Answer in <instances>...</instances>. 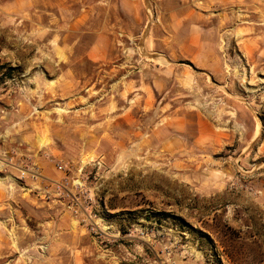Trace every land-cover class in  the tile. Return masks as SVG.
<instances>
[{
    "label": "rangeland",
    "instance_id": "rangeland-1",
    "mask_svg": "<svg viewBox=\"0 0 264 264\" xmlns=\"http://www.w3.org/2000/svg\"><path fill=\"white\" fill-rule=\"evenodd\" d=\"M71 247L264 264V0H0V264Z\"/></svg>",
    "mask_w": 264,
    "mask_h": 264
},
{
    "label": "crops",
    "instance_id": "crops-1",
    "mask_svg": "<svg viewBox=\"0 0 264 264\" xmlns=\"http://www.w3.org/2000/svg\"><path fill=\"white\" fill-rule=\"evenodd\" d=\"M173 142L172 141H169L168 144H172ZM176 143V142H175ZM71 249V250H70ZM78 251H74V247H71V248H68V249H65L64 251H61L59 252L58 254L60 255V257H56L57 261L55 260V264H77V261H78ZM65 254L68 255V256H71L72 259L75 258V259H71V261H67V257H65Z\"/></svg>",
    "mask_w": 264,
    "mask_h": 264
},
{
    "label": "trees",
    "instance_id": "trees-1",
    "mask_svg": "<svg viewBox=\"0 0 264 264\" xmlns=\"http://www.w3.org/2000/svg\"><path fill=\"white\" fill-rule=\"evenodd\" d=\"M14 71H15V68L9 67L7 73L9 76H11Z\"/></svg>",
    "mask_w": 264,
    "mask_h": 264
}]
</instances>
